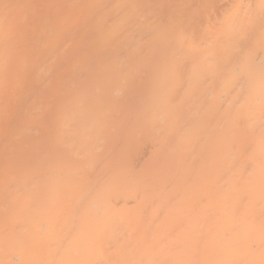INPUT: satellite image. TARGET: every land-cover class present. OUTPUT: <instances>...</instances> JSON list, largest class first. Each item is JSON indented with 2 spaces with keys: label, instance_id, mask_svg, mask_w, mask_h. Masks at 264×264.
<instances>
[{
  "label": "bare ground",
  "instance_id": "obj_1",
  "mask_svg": "<svg viewBox=\"0 0 264 264\" xmlns=\"http://www.w3.org/2000/svg\"><path fill=\"white\" fill-rule=\"evenodd\" d=\"M0 264H264V0H0Z\"/></svg>",
  "mask_w": 264,
  "mask_h": 264
}]
</instances>
